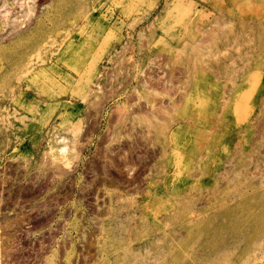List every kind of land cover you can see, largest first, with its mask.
<instances>
[{
    "label": "rangeland",
    "instance_id": "rangeland-1",
    "mask_svg": "<svg viewBox=\"0 0 264 264\" xmlns=\"http://www.w3.org/2000/svg\"><path fill=\"white\" fill-rule=\"evenodd\" d=\"M7 14L0 264L37 242L20 214L59 229L26 264H264V0H0Z\"/></svg>",
    "mask_w": 264,
    "mask_h": 264
},
{
    "label": "flooded vegetation",
    "instance_id": "flooded-vegetation-1",
    "mask_svg": "<svg viewBox=\"0 0 264 264\" xmlns=\"http://www.w3.org/2000/svg\"><path fill=\"white\" fill-rule=\"evenodd\" d=\"M89 174L91 177L92 174L91 173H89ZM92 180L93 179H91L90 181H92ZM46 193H47V191L42 190L40 193H37L35 195V197L36 196L41 197V196H43L41 194H46ZM23 201H25V200L24 199L19 200L18 203L23 202ZM21 207H23V205H21ZM45 216L46 215H44V214H39L37 216H29V215H21L20 214V215H16L15 217L11 218V221H13V220L15 221L17 218L20 219V221H17L16 224L14 223L13 226H14V228H17L18 230H20L17 233H18V235L21 236V238H23V240H25V241L28 239L29 240H37V242L33 241L32 247L28 246L29 249L26 245L24 246L22 244V241L19 243V246H18L19 252L18 251L17 252L23 253L22 260L20 259L21 264H26L24 262H26L27 257H29V255H31V254L34 255L35 252H37L40 249V246H44V242L46 240H52V242H53L54 240H56L58 238L59 229H58L56 219H54V221H52V222H50L48 220L44 221L43 219H45ZM55 225H57V226L54 227ZM26 229H29V231ZM16 237L17 236L15 235V238ZM52 245H54V242ZM45 247H46L45 252L50 251V248H48L47 244ZM48 253H46L45 255H47ZM32 264H39V260H37L36 262H32Z\"/></svg>",
    "mask_w": 264,
    "mask_h": 264
},
{
    "label": "bare ground",
    "instance_id": "bare-ground-1",
    "mask_svg": "<svg viewBox=\"0 0 264 264\" xmlns=\"http://www.w3.org/2000/svg\"><path fill=\"white\" fill-rule=\"evenodd\" d=\"M23 3V2H22ZM27 3V2H26ZM5 8V7H4ZM23 8H24V5L23 6H21V11H20V13L21 14H23ZM32 9V8H31ZM30 9V10H31ZM29 10V8H28V10H25L24 9V11L27 13V15H25L24 17H28L30 14H32L31 13V11ZM5 11V10H4ZM6 12V11H5ZM25 12H24V14H25ZM2 15V14H1ZM24 17L21 19V18H19V17H16L17 19V21H14V23L15 24H18L17 26H15V28H14V30H13V33H14V31H16L17 33H18V35L19 34H21L22 32H23V25H24ZM9 19H11L12 20V17H10V15L9 14H7L5 17H2V19L0 18V21H2V20H6V21H8ZM21 19V20H20ZM26 19V18H25ZM103 20H104V18H103ZM26 21V20H25ZM13 22V21H12ZM26 23V22H25ZM30 23V22H29ZM109 24V23H108ZM4 27V26H3ZM2 30L4 29V28H1ZM101 31V30H100ZM103 31V30H102ZM21 32V33H20ZM6 39V38H5ZM0 40H3V39H0ZM2 47V46H1ZM4 50V49H3ZM1 51H2V49H1ZM2 53V52H1ZM26 76V75H25ZM99 78H101V75H100V77ZM19 80V79H18ZM153 84V83H152ZM98 86V85H97ZM92 93V92H91ZM107 97V96H106ZM100 101V100H99ZM99 104V103H98ZM103 104V103H102ZM122 110H123V108H122ZM126 110V109H125ZM125 115H126V113H125ZM120 116V115H119ZM117 117V116H116ZM119 122V121H118ZM116 124V123H115ZM78 132V130H76V133ZM62 142V141H61ZM67 148V147H66ZM61 149H65V147L64 148H61ZM60 149V150H61ZM68 149V148H67ZM127 165V164H126ZM106 173V172H105Z\"/></svg>",
    "mask_w": 264,
    "mask_h": 264
}]
</instances>
